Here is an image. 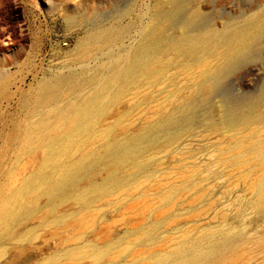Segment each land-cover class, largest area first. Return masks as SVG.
Listing matches in <instances>:
<instances>
[{
    "label": "rangeland",
    "instance_id": "374dc122",
    "mask_svg": "<svg viewBox=\"0 0 264 264\" xmlns=\"http://www.w3.org/2000/svg\"><path fill=\"white\" fill-rule=\"evenodd\" d=\"M194 9L199 11V16L191 20L190 15ZM160 23H163L164 32L161 38L149 41L147 33ZM182 25L186 27L183 31H187L188 35L196 33L195 36L200 40L201 48L196 54H175L173 51L165 53L157 66L160 72L158 76L161 79L157 84H154V81L158 76L154 77L153 74L140 76L124 72V64L126 66L127 62L136 55L151 54L158 49V46L161 49L169 39L181 32L179 27ZM242 32L253 33L255 35L253 41L256 42L251 44L244 59L236 61L232 70L218 82L216 81L215 89L205 102L196 105L197 125L184 135L179 148L157 154L158 157L156 156L154 160L156 166L152 164L149 168L143 167L144 169H125V173L123 171L120 176L122 177L120 184L126 187L128 192L132 186L134 187L129 192V194L132 192L129 197L133 198L132 202L143 203L147 200L150 205L158 206L165 194L174 191L175 206L171 203L167 207H172L171 216L169 214L165 219L151 217L141 222V218L139 219L141 210L125 214L123 210L116 212L114 208H110L111 205H98L99 203L96 204V209L99 206L101 209L104 208L100 214L101 221L108 220L106 224L112 226L111 230L114 233V237L111 234V241L100 247L112 249L127 242L136 243L131 244L130 248L128 246V252L138 251L136 257L143 256L140 264H153V262L156 264L155 256L158 255L156 249H163V253L167 255L163 262H160L161 264H169L173 259L185 255L186 250L190 255L196 256L197 264H264V213H260L255 208L253 202L256 201L257 195L250 188L257 177L239 180L236 171L230 166L231 155H222L220 152L233 144L239 136L234 138L232 133L222 135L225 131L223 129L217 134H211L201 128L208 120L219 122L226 112L231 110L230 113L236 112V106L247 108L251 104L259 103L261 107L256 111L264 115V101H262L264 100V0H0V186L3 183H6L8 188L14 187L17 183L25 185L30 181V176L40 177L47 171H51V175L55 176L60 162L66 160V154L64 153V156L59 152H63L64 140L65 142L74 140L72 133L67 135L63 129H59L60 127L53 128V132L50 131L51 136L58 137V141L55 139L58 143L54 139H49L50 135L48 136L47 133H45L47 137L40 135L43 138V141L40 138L42 144L46 139L49 140L44 142L43 147L40 143L41 149L38 147L40 150H38L40 154L38 158L42 156L40 160L45 163L39 160L37 174L35 172L32 175L31 171L35 167L29 166V164L33 165L32 159L22 156L21 153V149L28 145L32 131L41 128L49 131L51 128L44 126L62 123L64 117L70 116L78 109L89 108L94 111L110 102L113 95L117 103L110 108L109 117L105 118L102 125L121 123V128L126 129L125 134L131 136L139 125L134 126L143 119L141 116L151 115L152 108L170 99L175 91H185L183 89L187 84L191 85L196 80L193 69L197 60L200 58L208 60L214 74L215 66L219 64L228 38ZM186 68H191L193 71L189 70L191 71L189 73ZM57 77L62 82L56 91V96L42 102L38 98L42 83L53 78L55 80ZM191 79L193 81L190 83ZM132 81L134 84L131 86L129 83ZM148 101L151 103L146 105ZM88 125L89 123L83 124L79 128L80 131ZM260 125L258 140L263 143L264 122ZM99 129L100 127L97 126L94 131ZM55 130L59 135L57 133L55 136ZM73 134L79 139L78 131ZM116 134L117 137L122 136L119 135L118 130ZM245 135L246 133L242 134V137H245L243 140H247L253 147L256 143L248 138V134ZM59 136H63L62 140L65 139L59 140ZM9 138L13 141L12 144L9 143ZM53 142L56 144L54 145ZM9 145L12 149H9ZM261 145L257 149L264 152L262 149L264 143ZM250 146L244 145L245 148ZM250 149L247 150L251 151ZM247 150L244 154H247ZM50 152H52L51 157ZM53 152L58 154L56 158L62 157L61 161L59 159L58 162L56 161ZM44 158H48V161ZM23 161H26L24 163L28 166L24 167ZM49 162L51 163L48 165ZM19 165L20 167L17 168ZM185 167H196L200 172L199 177L187 176L186 179L181 180L178 175L188 170ZM20 170L24 173L21 172L19 175ZM26 175L29 179H26ZM21 177L23 178L20 179ZM19 179L21 181H18ZM22 180L25 181L24 184ZM158 180L162 182L165 190L149 192L145 195L143 193L145 183ZM136 187L142 188L133 192ZM202 187L203 189L199 191ZM198 191L204 195L193 200L192 197L200 195ZM210 201L214 202L211 206L208 205ZM72 209L73 206L70 205L64 210L67 212ZM96 217L98 220L99 215L96 214ZM170 219L175 220L176 223L172 228H167ZM91 221H94V218ZM129 221L137 224L141 222V224L135 225L137 227L134 228L130 227L129 230L127 226ZM53 232L54 230L49 227L41 229L37 241L25 248L6 245L8 252L6 251L7 255L0 256V264L8 257L9 263L14 261L11 264H44L47 256L59 251L62 253L64 249L58 251L57 237H54ZM155 234L156 236H153ZM225 237H229L228 240ZM133 238L134 240H131ZM83 245L84 243L78 246ZM141 248L144 249L140 252ZM66 250L68 249H64V252ZM129 259H125L127 260L125 264L131 262ZM60 264H70V262L65 261Z\"/></svg>",
    "mask_w": 264,
    "mask_h": 264
},
{
    "label": "bare ground",
    "instance_id": "6f19581e",
    "mask_svg": "<svg viewBox=\"0 0 264 264\" xmlns=\"http://www.w3.org/2000/svg\"><path fill=\"white\" fill-rule=\"evenodd\" d=\"M168 6H170V5H168ZM198 16H199V11L194 9L190 15V19L193 20V19L197 18ZM164 25H166V24H164ZM162 28H163V23H160V24L154 26L153 28H151V30L147 33V39L149 41H151V40L156 41V40L160 39L162 36V32H163ZM179 28H181V29H179L181 32L178 31L179 33L176 34L175 36H173L171 39H169L165 45L163 44L164 46H162L161 49L158 46V49L154 50L151 54L150 53H148V54L143 53V54L134 56L129 62H127L126 66L124 64V66H123L124 72L127 74L140 75V76L146 75V74H153L154 77H157L158 75H160L159 74L160 73L159 68L157 66L160 64L161 58L164 57L165 53L173 51L175 54L176 53H183V54H187V55L196 54L201 48L200 47V44H201L200 40L195 36L196 33L190 34V35H192V36H190V35H188L189 33H187V31L186 32L183 31V29H186V27L184 25L180 26ZM96 36H98V35H96ZM254 39H255V35L253 33H249V32H246V33L242 32V33H238V34L234 35V37H232V38L229 37L228 41L226 43L225 49L221 54L219 64L217 66H215L216 71L214 74H212V67H210V64L207 62L208 61L207 59H206L207 61H205L203 58L202 59L200 58V60H197L195 63V67L193 69L194 74L196 75V80L191 85L187 84V86L185 88L183 87L184 88L183 90H185V91H182V90L177 91V92L175 91L171 95L172 97L169 96V97H171L170 99H167V100L159 103L154 108H152L151 109L152 110L151 115L141 116V117H143V119H140L139 122L137 121L138 123L136 122L137 124L134 127H136L137 125H139V126L134 129L136 131H134L131 136H127L125 134L126 129L123 130L121 128V126H120V125H122L121 123H120V125H119V123H117L116 125L114 124L115 126L109 125V124L108 125H102V122L110 114V111H111L110 108L117 103V101L115 99H113V95L111 96L110 102H108L104 105H101L99 108L95 109L94 111H92L89 108L78 109V110L73 111V113L70 116L64 117L62 123L58 122V123H55L53 125L44 126L45 128L49 127L48 129L51 128L52 130L50 129L48 131L47 129L44 130L41 128V129H37L35 131H32L31 132L32 137H31L28 145L25 146V148L23 147L21 149L22 156H25V157L32 159V162H31V160H30V162L33 163V165L32 164L30 165L29 164L30 162H28L29 166H33V167L35 166L34 169L31 171L32 175H33V173L38 171V166H39L38 161L40 160V158H42V156H40V158H38L39 157L38 156V154H39L38 150L42 144L41 139H40L43 137L42 135H46V137H47V134H48V136L50 135L48 137L49 139H54V141L56 143H58L57 142L58 137L53 138L51 135H52V132L54 130L53 128H59L60 127L59 129H63L64 132L67 133V135H68V133H70V134L72 133L71 136L74 140H71V142L70 141L68 142V140H67V142H65L66 140H64L65 139L64 138L63 139L64 141H63L61 139V137L63 138V136L66 135L65 133L63 136H61V137L59 136L60 137L59 140L61 139L64 144H63V148H62L63 152H59V151L58 152L62 153L63 155L65 153L67 157H66L65 161L63 159V161L60 162L61 163L60 166L58 165L59 169H58V172L55 176L51 175V171H47L50 173H47V172L44 173L43 172L44 174L41 172L42 175H40V177H31L30 176L31 179H29L26 175V177H27L26 179H29L30 181L28 183H25V181L22 180V182L24 181L23 184L25 183V185H21V184L19 185L17 183L18 185L14 184L15 185L14 187L8 188L6 183H3L0 186V256L3 257L4 255H7L8 251L6 250L7 249L6 245H8V247H9V245L18 246V247L21 246L22 248H25V246H28V245H32L38 239V237H37L38 232L43 228L49 227L52 230H54V232H53L54 237H57L56 238L57 239L56 246L58 248V251L63 249V248L64 249L67 248L68 250H66L64 252V249H63L62 253H60V251H59V252L50 254L49 256L46 257L44 264H60L61 262H65V261L70 262V264H119V263L125 264V263H127V262H125V261H127V260H125L126 258H128V259L130 258L129 260L131 262H128L129 264H140L139 262L141 260H143V259H141V258H143V256L141 258H138V256H140V255H138L136 257L135 254L138 253L137 250H134V251H137L135 253L134 252L133 253L128 252V246L130 248L131 244L134 245L136 243L127 242L125 245L121 244L120 246H117V247L112 248V249H110L109 247H104V246L100 247L101 245L109 243L108 241H111L110 238L112 239L111 234H113V237H114V233L111 230L112 226L110 224H106V223H108V220L104 219L101 221V215L100 214L104 208L101 209L99 206V208L96 209V204L99 203L98 205H101V204L111 205L110 208H114L115 209L114 211L122 212V210H123V211H125V214L131 213V212H134L137 210H141L142 214L139 216V219L141 218V220H142L141 222H144L146 219H149L151 217H155L157 219H165V217H167V215L170 214L172 207L171 208H167V207L171 203H174V206H175V202H174L175 192L174 191L168 192L167 194H165L164 197L162 199H160L161 201H160V204L158 206L157 205L154 206L152 204L150 205L148 202H146L147 200L143 203L132 202L133 198L132 199L129 198L130 194L132 192L130 194H129V192L131 191L133 186L131 187V189L128 192V189L126 187H123L122 184H120V180L122 178L120 176L122 175V172L125 169L135 170V169H140L143 167H147V168L151 167L152 164H155L154 160H155V157L157 156V154L165 153L169 149H176L180 145V143L182 142V139L184 138V135L187 132H190L191 130H193L194 126L197 125L196 117H195L196 105L203 104V102H205L206 98L210 94H212L213 90L215 89L214 87H215L216 81L218 82L224 75L229 73L232 70L236 61H239V60L241 61V59H244V57L247 56L251 44L256 42V40L253 41ZM95 45H96V43H95ZM78 51H80V50H78ZM84 56H86V55H84ZM123 56H124V54H123ZM78 58H80V57H78ZM96 59H98V58H96ZM98 62H100V61H98ZM186 69L188 70V72H189V70H192L191 68L190 69L186 68ZM186 71H184V72L186 74H188ZM177 72H178V70H177ZM66 75H67V73H66ZM105 76H106V74H105ZM187 77H188V75H187ZM165 78H166V76H165ZM61 79H63V78H61ZM65 79H67V78H65ZM188 79H190V78H188ZM135 80H133V81H135ZM160 80L161 79L158 76L156 78V80L154 81V84H157ZM187 80H186V82H187ZM212 80H215V82H213ZM133 81L131 83H129V85L132 86L134 84ZM191 81H193V80L191 79L190 83H191ZM60 82H62V81L58 77L55 80L53 78V80L44 81L40 87V94L38 95L39 96L38 98H40V100L42 102H44L46 99L47 100L51 99L56 94V91H57L59 85L61 84ZM45 86H46V88H45ZM131 86H129V88ZM174 86H175V84H174ZM170 90H171V88H170ZM59 95H60V93H59ZM67 95H68V93H67ZM33 100L35 101L34 98H33ZM262 101H264V100L262 99ZM57 102H56V104H57ZM31 103H33V102L31 101ZM150 103L151 102L148 101V103L147 104L145 103V104L149 105ZM54 104H55V102H54ZM148 107H150V106H148ZM259 107H261V104H259V103L251 104L247 108H241V107L237 108V106H236L235 107L236 112L230 113L232 110L228 113L226 112L224 114V116L222 115L223 117L219 122H215L213 120H208L204 124H202L201 128L204 130V132H208L211 134H213V133L217 134L220 130L223 129L225 131H224V133H222V135L232 133V137L239 136V138L233 144H230V146H227L226 148L222 149L220 152L222 153V155L223 154H230L231 155L229 158V161L231 164L230 166L236 171V173H237L236 177H239V180L243 181V179L245 180L248 177H257L251 183L250 188L257 195V197H256L257 199L255 198L256 201L253 202L254 206L256 209H258V211H260V213L263 214L264 213V152L261 149H257V148L261 144L264 143V142L263 143L259 142V140H258L260 137V136H258L259 131L261 129L260 124H262L264 122V115L257 113L256 109ZM33 108H34V106H33ZM34 110H36V108H34ZM40 111H42V110H40ZM43 111H44V109H43ZM226 111H227V109H226ZM35 112L37 113V111H35ZM146 113H144V114H146ZM87 123H89L87 128L80 131L79 128L83 124H87ZM97 126H99L100 129L98 131H94ZM118 126H119V129H118ZM258 126L260 128H258ZM129 128H131V127H129ZM117 130H118L119 135H122L121 137H117L118 136L116 134ZM50 131H52V132H50ZM76 131H78L77 136H79V139H76L74 137L73 133ZM48 132L51 134H49ZM45 133H47V134H45ZM54 133H55V136H57L56 134L58 132H56V130ZM244 133H246V135L248 134L249 135L248 138L252 139L253 142L256 143V144L252 143L253 147L250 146L251 143L249 144V142H247V140H243L245 137L243 138L242 134H244ZM40 135L42 137H40ZM58 135H59V133H58ZM60 135H61V133H60ZM71 136H69V137H71ZM10 138H11V136H10ZM10 138H9V140H10ZM13 138H14V136H13ZM6 141L8 143V138ZM10 141H12V140H10ZM10 141H9V143L12 144L13 141L12 142H10ZM42 141H43V138H42ZM47 141H49V140H47ZM44 142H43V144H44ZM56 143H54V145ZM98 143L100 144V146ZM43 144H42V147H43ZM95 144H98V145H95ZM39 145H40V147H39ZM244 145H246V147H248V145H249L250 146L249 148H251L250 149L251 151L247 150L249 148H245ZM13 146H15V145H13ZM47 148H49V147H47ZM5 149H7V148H5ZM9 149H12V147H10V145H9ZM262 149H264V147ZM4 150H3V152H4ZM241 150H242V153H241ZM246 150H247V154L245 153L246 154L245 155L244 152ZM9 152H11V151H9ZM46 153L49 154V152H46ZM51 153L52 152H50V157L52 156ZM53 153H54L53 154L54 157L58 156V154L56 155L55 152H53ZM170 153H171V151H170ZM44 154L45 153H43V156H45ZM46 157H47V155H46ZM50 157H48V158H50ZM56 157H55V159L57 162H58L57 159L60 160L62 158V157L61 158L60 157L56 158ZM44 159H45V161H48L46 158H44ZM53 160H54V158H53ZM27 161H29V160H27ZM41 161H42V159L40 160V162ZM24 162L26 163V161H23L22 163H24ZM25 163L23 165L24 167H26V165H27V164L25 165ZM41 163L44 164L45 162L42 161ZM50 163L51 162H49L48 165ZM155 166H156V164H155ZM18 167H20V165L17 166V168ZM45 167H46V164H45ZM29 169H31V168H29ZM186 169H188V170H185V172L178 175V177H180L181 180H183L187 176L199 177L200 172L197 170L196 167L195 168H186ZM23 170L25 171V169H23ZM45 170H46V168H45ZM17 171H18V169H17ZM39 171H40V169H39ZM53 171H55V170H53ZM10 172H12V171H10ZM21 172H23V171L20 170L19 175L21 174ZM23 173H22V175H23ZM124 173H125V171H124ZM35 174H37V172ZM15 175L18 176V174H15ZM5 177H6V175H5ZM22 178L23 177H21L20 179H22ZM7 179H8V177H7ZM20 179L18 181H21ZM22 182H20V183H22ZM245 184H246V182H245ZM141 186L143 187L144 185H141ZM142 187H136L132 191L134 192V190H139V188H142ZM143 189H144V192H143L144 194L149 193V192H154V191L161 192L162 190H165L163 185H162V182H159V180L154 181V182L152 181V183L151 182L145 183V187H143ZM173 189H175V188H173ZM202 189H203V187L199 191H201ZM199 191H198V193H199ZM137 193H140V192H137ZM198 193H197V195H198ZM203 195L204 194H200L199 196L192 197V198L194 200V199H197L199 197H202ZM127 200H128V202H126ZM158 201H159V199H158ZM213 204H214V202L211 203V201H210V204H208V205L211 206ZM70 205L73 206V209H75V207H76V209L75 210L72 209L73 211L70 210L71 212L70 211L66 212V210H64L65 207H68ZM96 214H97V216L99 215L98 220H97ZM169 216H171V214ZM223 216H225V215H223ZM93 218H94V221H91V220H93ZM141 222L139 224H141ZM221 222H222V219H221ZM175 223H176L175 220H171L168 225L166 224L167 228H169V227L172 228V226ZM139 224L132 223V221L130 223V221H129L128 225L127 224L126 225L128 226V228L130 230L132 227L133 228L137 227L135 225H139ZM102 225H104V226H102ZM219 229L221 230V228H219ZM135 230H133V231H135ZM61 231L65 233V234L63 233V236L61 235L62 234ZM111 231H112V233H111ZM192 231H194V229ZM228 232H227V234H228ZM207 233H209V231ZM220 234H221L220 236H222V233H220ZM153 236H156V234ZM186 236H188V235H186ZM197 236H195V237H197ZM171 237H173V236H171ZM175 237L178 238V236H174V238ZM229 237H225V238L228 240ZM115 238H117V237L115 236ZM123 238H124V236H123ZM135 238H137V237H135ZM182 238H184V236H182ZM182 238H181V240H182ZM222 239H223V237H222ZM120 240H122V239H120ZM131 240H134V238ZM82 243H84L83 246H78ZM173 243H175V242H173ZM224 243H226V242H224ZM165 246H167V245H165ZM141 249H140V252L143 251L144 248L142 250ZM148 250L149 249H147V251ZM162 250H159V249L155 250L158 252V255H156V256L154 255L155 257H157L156 258V264L163 262V259L167 257V255H165ZM190 250H191V248H190ZM130 251H131V249H130ZM140 252H139V254H140ZM145 253H143V254H145ZM248 254H250V252ZM217 255H218V253H217ZM131 256H132V258H131ZM148 257H150V256L148 255ZM0 259H1V257H0ZM9 261L10 260L8 257L2 264L14 263V261L10 262V263H9ZM154 263L155 262H153V264ZM197 263L198 262L196 261V256L190 255V252H188L187 250H186L185 255H182L175 260L173 259L172 262H169V264H197Z\"/></svg>",
    "mask_w": 264,
    "mask_h": 264
}]
</instances>
